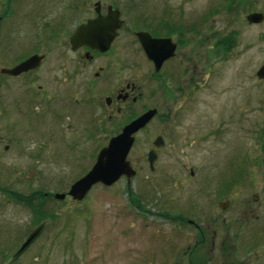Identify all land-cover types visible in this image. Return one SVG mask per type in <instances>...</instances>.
<instances>
[{"label":"rangeland","instance_id":"rangeland-1","mask_svg":"<svg viewBox=\"0 0 264 264\" xmlns=\"http://www.w3.org/2000/svg\"><path fill=\"white\" fill-rule=\"evenodd\" d=\"M119 3L127 20L115 45L128 64L120 65L117 77L137 78L143 95L136 91L137 100L121 104L113 121L97 122L100 101L94 92L88 106L72 101L69 109L57 101L52 118L46 112L41 117L39 105L38 113H18L16 145L8 152L0 147V264H264V79L256 76L264 61V18L255 24L246 20L254 11L264 15V0ZM33 4L25 0L21 12L30 14ZM146 15L163 22L160 30L177 49L164 66L167 100L157 101L156 116L134 133L127 153L135 174L109 186L92 185L80 200L68 194L57 199L54 194L66 193L87 172L98 150L142 105L154 103L145 93L151 83L144 78L147 61L132 33L143 29L133 18ZM11 44L0 45V67L15 62L29 45L19 51L7 47ZM3 57L10 58L7 64ZM49 69L45 65L44 72ZM61 73L56 69L59 79ZM100 82L91 77L72 99L83 96L79 89L83 93L86 85L93 89ZM5 125L0 114V134ZM37 133L50 134L52 142L41 143L35 158ZM158 135L163 144L155 147L150 171L144 156ZM10 188L12 194L22 192V208L7 201L13 197ZM38 190L50 193L43 206L53 213L39 222L25 205ZM129 192L140 207L129 203ZM225 200L222 209L218 202ZM39 224L38 233L17 251Z\"/></svg>","mask_w":264,"mask_h":264},{"label":"flooded vegetation","instance_id":"flooded-vegetation-1","mask_svg":"<svg viewBox=\"0 0 264 264\" xmlns=\"http://www.w3.org/2000/svg\"><path fill=\"white\" fill-rule=\"evenodd\" d=\"M33 1L32 12L23 14L21 10L25 6V0H0V11L3 12L0 13V45L2 48H4L3 43L7 42V40L12 42L7 47L12 46L19 51L22 50L23 44L29 43L25 53L17 57L15 62L8 63L10 58L8 57L7 60L3 57V62L8 64L6 63L7 65L2 67L10 68L31 55L40 56L37 66L17 75L0 72V114L4 116L6 121L5 132L0 134V147L3 152L10 151L17 143L13 131L15 123L20 122L18 116H27V113L36 112L34 108L37 105L42 109L39 112L41 117H44L45 115H42V113L46 112L50 116L49 118H52L53 115L50 114H53L57 101H61L63 104L66 102L69 109L72 106V101L76 104L83 101L88 106L89 92H94L99 94L98 99L100 101L98 113L94 116L96 118L97 115V122L103 121L105 117L106 120L113 121V118L117 116L116 113L120 112L121 104H126L130 101L135 102L137 100L136 91L139 96L143 95V91L140 90L141 85L136 82L137 78H124L121 81L117 77L120 65L124 67L128 64L127 59L120 53L119 47L115 45L116 40L120 37L121 28L115 30V35L105 50L92 48L86 43L100 40L103 36L96 28L97 25L92 23L93 20L103 18L108 13L111 14L117 10L119 17L123 20V24L126 22L127 19L122 14L125 6L120 5L119 0ZM10 17L11 19H9ZM133 21L137 24L135 26L143 27V29L132 31L134 40L138 44L139 41L135 35L137 30L147 32L151 38L169 37L160 30L163 22L160 24L156 23L151 18V15H146L145 18L137 16L136 19L133 18ZM80 25H83L82 34L80 38L72 42L71 38ZM171 41L175 44L174 55L164 59L158 69H155L154 63L147 58L139 44V49L147 61V70L144 78L147 81H151V85L148 84L150 89L145 93L154 103L142 105L141 110L127 122L150 108H155L157 114L158 106L160 107V103L158 104L157 101L161 98L162 100H167L165 92L167 91L169 75L164 66L175 56L177 49V43L172 38ZM45 65L50 67L48 73L44 72ZM56 69L62 71L61 75H59L60 79L56 77ZM91 77L101 80L100 84L97 85V83V86L92 87L93 89L91 87L88 88L86 85L83 88V93L82 89H79L83 96L80 99H72V94L77 90V87L85 85L86 81L88 83V79L91 80ZM94 104L97 103L94 101ZM86 106L82 110L86 111ZM164 116L162 114V117ZM66 126L70 127L71 125L67 124ZM144 127L139 130L144 129ZM37 136L41 139V142L38 144L37 151L32 154V157L35 158L38 157L39 150L41 151V143H47L50 147L52 142L50 134L46 136L37 133ZM151 149L153 147H149L144 156L148 167L147 152ZM154 150L156 155H158L157 148H154ZM153 169L154 166L152 169L149 167L150 171H153ZM12 190L14 189H9L11 194ZM11 196H13L11 200H7L11 202L10 205L14 208H22V192L15 191ZM15 226L19 229L21 224L16 223Z\"/></svg>","mask_w":264,"mask_h":264},{"label":"water","instance_id":"water-1","mask_svg":"<svg viewBox=\"0 0 264 264\" xmlns=\"http://www.w3.org/2000/svg\"><path fill=\"white\" fill-rule=\"evenodd\" d=\"M263 18L264 15L261 12L254 11L246 15L248 23H259ZM92 23L97 25L96 28L103 36L100 40L88 41L86 43L92 48L105 50L108 48L111 39L115 35V30L122 26L123 21L119 18V12L116 10L111 14L108 13V15L103 18L93 20ZM82 31L83 25L78 26L74 36L71 38L72 42L80 38ZM135 34L147 58L154 63L155 69L160 67L164 59L173 56L175 44L169 37L151 38L145 31H137ZM39 60V55H31L10 68H0V72L9 75H17L20 72L37 66ZM256 76L264 79V61L257 68ZM155 113L156 109L151 108L127 122L118 134L110 137L107 144L98 150L95 160L87 172L75 180L66 193H55L54 196L57 199H63L64 196L68 194L73 199L80 200L92 185L100 183L104 186H109L120 176H125L127 179L132 177L135 171L126 156L134 141V133L144 127ZM162 144L163 141L161 136H156L153 141V146L160 147ZM155 159V150H149L147 152V160L151 169L153 168ZM227 203V200L219 201L218 205L222 209H225ZM42 226L43 224H39L30 231L17 251L22 250L38 233Z\"/></svg>","mask_w":264,"mask_h":264},{"label":"trees","instance_id":"trees-1","mask_svg":"<svg viewBox=\"0 0 264 264\" xmlns=\"http://www.w3.org/2000/svg\"><path fill=\"white\" fill-rule=\"evenodd\" d=\"M35 194H37L36 196L34 197H31V199H27V203L25 205H27V207L29 208L30 212L31 213H35L37 216H36V221L39 222L43 219H47L48 216H53V213L49 210H46L44 209V202L46 201L45 198H49V195L50 193H44V192H41L40 190H38L37 192H35ZM35 199H38L36 202H34L33 200ZM128 199H129V203L132 204V205H135V206H139V199L137 198L136 195L132 194L131 192L128 193ZM162 216L164 217H167V218H172V219H177V220H181L183 219V217H181V215L179 214H176V215H170L168 213H164L162 212L161 213ZM191 263V262H190ZM193 264V263H191ZM197 264V263H195Z\"/></svg>","mask_w":264,"mask_h":264}]
</instances>
